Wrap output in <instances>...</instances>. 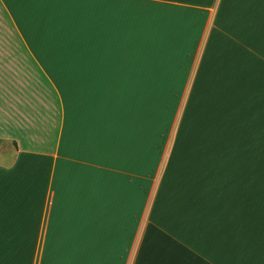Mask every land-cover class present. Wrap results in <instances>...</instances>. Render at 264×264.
<instances>
[{"label":"crops","instance_id":"0c3cea01","mask_svg":"<svg viewBox=\"0 0 264 264\" xmlns=\"http://www.w3.org/2000/svg\"><path fill=\"white\" fill-rule=\"evenodd\" d=\"M176 68L165 158L128 89ZM118 258L264 264V0H0V264Z\"/></svg>","mask_w":264,"mask_h":264},{"label":"rangeland","instance_id":"374dc122","mask_svg":"<svg viewBox=\"0 0 264 264\" xmlns=\"http://www.w3.org/2000/svg\"><path fill=\"white\" fill-rule=\"evenodd\" d=\"M190 47H192V45H190ZM189 51H190V55H192L193 49L190 48ZM166 66L172 70L170 66L168 65ZM137 67H139V64ZM178 69L179 68H176L174 70L176 72L170 75V79H167L166 75L148 76L150 79L156 77L163 78V83L158 84L159 88L163 84L167 85L168 82L165 81L170 80L169 86L171 90L165 89L163 91H160V89H158L156 84H154L153 86L154 89L152 91L134 90L133 84H129V86L132 89H128V131L130 132L141 131V133L144 132L148 134H156L157 132H159L160 134L164 133L165 158L167 157L168 150L172 148V146L174 145V142L176 140L175 138L176 131L179 130L184 131L186 129V121L184 119V115L187 111L186 108H187L189 92L186 90L180 91V87H182L183 84L181 78L184 72L183 69H179L180 70V74H179ZM157 98H159V100L162 99V101H164L163 106L161 107L154 106L155 99ZM132 134L134 135L135 133ZM140 141L143 144L140 142L132 141V143L130 144L132 149H137V150L140 149V151H145L147 149V153L137 154V151H135L131 157L133 159L129 160V162H132V166H136L135 162L137 158L140 156L144 162H149V160L154 157L152 156L154 155V153L150 151V149L156 146L157 140L153 137ZM159 142H162V138H159ZM162 162H164V160ZM149 167L150 166L147 163L141 164V169L142 170L144 169V172H146L143 174V176L150 173L147 172ZM142 186L143 187L140 186L139 187L144 192L146 189V185L142 184ZM143 192L141 191V193ZM143 198H144V194L140 196V200L137 205V213H139L141 210ZM116 263L123 264V260L118 258Z\"/></svg>","mask_w":264,"mask_h":264}]
</instances>
